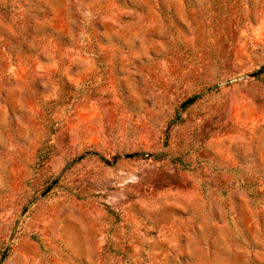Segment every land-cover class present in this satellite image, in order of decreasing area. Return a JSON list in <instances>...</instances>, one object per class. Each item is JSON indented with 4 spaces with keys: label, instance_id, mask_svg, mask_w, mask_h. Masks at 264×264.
Wrapping results in <instances>:
<instances>
[{
    "label": "rangeland",
    "instance_id": "obj_1",
    "mask_svg": "<svg viewBox=\"0 0 264 264\" xmlns=\"http://www.w3.org/2000/svg\"><path fill=\"white\" fill-rule=\"evenodd\" d=\"M0 264H264V0H0Z\"/></svg>",
    "mask_w": 264,
    "mask_h": 264
},
{
    "label": "trees",
    "instance_id": "obj_2",
    "mask_svg": "<svg viewBox=\"0 0 264 264\" xmlns=\"http://www.w3.org/2000/svg\"><path fill=\"white\" fill-rule=\"evenodd\" d=\"M194 99H195V97L189 98L188 100H186V101L183 103V105H187V104H189V103L192 102Z\"/></svg>",
    "mask_w": 264,
    "mask_h": 264
}]
</instances>
